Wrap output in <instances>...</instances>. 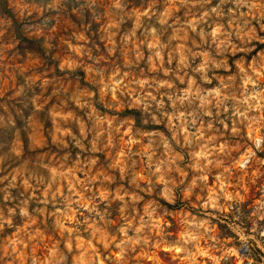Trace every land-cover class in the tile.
I'll use <instances>...</instances> for the list:
<instances>
[{"label": "clouds", "instance_id": "clouds-1", "mask_svg": "<svg viewBox=\"0 0 264 264\" xmlns=\"http://www.w3.org/2000/svg\"><path fill=\"white\" fill-rule=\"evenodd\" d=\"M0 264H264V0H0Z\"/></svg>", "mask_w": 264, "mask_h": 264}]
</instances>
